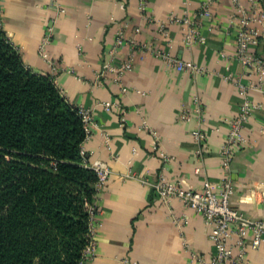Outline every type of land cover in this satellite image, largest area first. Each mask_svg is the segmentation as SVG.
Returning a JSON list of instances; mask_svg holds the SVG:
<instances>
[{"label": "crops", "instance_id": "1", "mask_svg": "<svg viewBox=\"0 0 264 264\" xmlns=\"http://www.w3.org/2000/svg\"><path fill=\"white\" fill-rule=\"evenodd\" d=\"M54 1L64 10L62 14L55 12ZM144 1L145 14L138 10L139 0H0V29L27 69L52 76L67 103L90 112L91 133L81 150L87 164L100 161L110 174L95 195L99 213L94 250L85 264H118L122 258L135 264H205L213 255V246L201 216L175 199L161 202L152 186L158 175L195 191L203 180L211 186L219 182V150L227 120L236 114L240 103L230 80L246 84L254 83L255 78L234 58V40L227 28L230 0L212 5L209 17L202 20L197 14L205 0ZM238 1L247 8L246 0ZM183 13L196 17L202 44L184 47L180 26L167 24L170 15ZM49 17L55 18L47 47L55 73L37 55ZM157 23H166L170 47L156 32ZM122 24H126L124 38L169 52L202 73L175 72L151 54L133 51L132 70L120 78L125 94H119L109 80L97 85L95 78L105 50ZM213 24L217 28H211ZM135 28L138 33L133 32ZM127 53V47L121 48L114 62L125 59ZM193 97L200 101L199 121L178 120L181 109L190 112ZM248 98L264 104L257 92H250ZM105 102L123 110L122 123L116 108L103 109ZM142 122L147 129L140 128ZM196 128L204 135L200 159L194 157L196 146L190 138ZM241 134L247 144L233 154L229 164L230 207L251 219H261L264 190L257 195L251 192L264 184V110L251 115ZM154 144L171 157L169 162H161L152 153ZM173 218H184L185 223L177 226ZM245 264H264V246L247 251Z\"/></svg>", "mask_w": 264, "mask_h": 264}, {"label": "trees", "instance_id": "2", "mask_svg": "<svg viewBox=\"0 0 264 264\" xmlns=\"http://www.w3.org/2000/svg\"><path fill=\"white\" fill-rule=\"evenodd\" d=\"M255 51L264 59V36ZM84 140L77 108L0 29V264H85L96 178Z\"/></svg>", "mask_w": 264, "mask_h": 264}, {"label": "built area", "instance_id": "3", "mask_svg": "<svg viewBox=\"0 0 264 264\" xmlns=\"http://www.w3.org/2000/svg\"><path fill=\"white\" fill-rule=\"evenodd\" d=\"M219 1L205 0L198 9L197 19L208 18L210 7ZM246 2L248 4L247 8H243L238 0H230L232 11L228 17L227 28L233 36L235 60L248 70L249 75L253 76L255 81L254 83L247 82L242 84L238 81L230 80L236 88L240 103L236 114L227 120V132L219 150L221 179L214 186H211L209 181L203 180L200 190L195 191L182 186L181 183H168L162 175H158L157 181L152 186L155 195L161 202L166 203L171 199H175L184 207L201 216L204 224L209 229L208 239L213 246V255L205 264H245L247 251H256L261 246H264V218L251 219L239 210L230 207L233 187L229 180V164L233 154L247 144L241 134L244 124L255 111L264 110V104L253 103L248 98L250 92H257L264 98V59L259 57L255 51L258 39L264 36V10L259 0H246ZM53 8L57 15L64 12L56 1L53 2ZM138 10L141 14H145L144 0H139ZM195 18L187 13H183L180 16L170 15L167 18V24L180 26L182 30L181 43L186 48L204 42V38L199 34V25L195 22ZM165 24L157 23L156 32L165 40L167 47H170ZM212 27L217 28V25L213 24ZM54 28L55 18L49 17L44 23L43 34L37 46L38 57L48 64L53 73L56 72V67L54 62L48 57L47 47L53 38ZM125 28L126 24H122L116 30L112 45L105 50V59L95 78L97 85H99L100 81L109 80L113 86L118 88L119 94H125L126 89L122 87L120 78L123 74L132 70L133 51L147 52L175 72L202 73V70L191 62L183 61L169 52L151 50L146 44L136 43L132 39L124 38L123 32ZM133 32L138 33L139 30L135 28ZM123 47L128 48L126 58L115 63L116 55ZM112 107L116 108L121 114L120 122L122 123L123 110L115 103H103L105 111ZM77 112L81 119L86 140L91 133L90 112L82 108H77ZM200 112V101L197 97H193L191 99L190 112L184 108L181 109L178 114V120L186 122L193 119L197 122L200 119ZM140 128L145 130L147 126L142 122ZM190 138L196 146L194 157L197 159L202 158L204 135L200 128L190 132ZM151 151L161 162H169L171 160V157L167 156L156 144L152 146ZM80 155L83 158L85 157V166L94 173L96 178L94 187L97 193L105 184L110 171L106 164L100 161H93L87 164L86 154L82 150ZM195 173H198L197 169ZM261 190H264V184H259L251 193L257 195ZM87 210L89 214V242L82 252V261L84 262H87L93 255L95 243L94 227L99 213L95 205L88 206ZM173 222L177 226H182L185 223L184 218H173ZM192 258L195 259L194 256ZM118 264H135V262L129 258H122L118 261Z\"/></svg>", "mask_w": 264, "mask_h": 264}]
</instances>
